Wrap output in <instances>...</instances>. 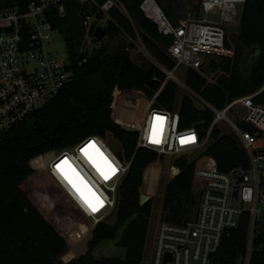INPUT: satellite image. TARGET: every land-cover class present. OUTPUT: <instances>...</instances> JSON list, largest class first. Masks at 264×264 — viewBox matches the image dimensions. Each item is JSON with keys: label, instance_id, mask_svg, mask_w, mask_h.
<instances>
[{"label": "trees", "instance_id": "16d2710c", "mask_svg": "<svg viewBox=\"0 0 264 264\" xmlns=\"http://www.w3.org/2000/svg\"><path fill=\"white\" fill-rule=\"evenodd\" d=\"M29 1L0 0V4L25 7ZM142 1L120 0L107 21L108 41L83 63L85 53L81 46L86 30L81 15L97 13L103 17V13L95 3L65 0L66 15L52 14L54 28L62 32L66 41L73 78L53 101L0 135V264H142L149 217L164 174L165 156L153 149H137L138 133L124 129L122 124L136 108L135 99L144 94L153 96L163 84L157 101L166 108L177 109L179 90V84L167 78L160 66L150 63L144 67L127 50L140 38L158 63L168 70L175 66L167 51L172 37L162 35L157 24L145 16L140 7ZM157 1L173 21L197 9L190 8L194 0ZM228 33V43L234 46L235 56L222 57L225 73L215 82L207 81L203 70H217L221 66L219 58L213 59L200 70L189 68L186 83L220 109L233 99L254 92H258L254 101L264 104V0H246L238 25L228 27ZM249 56H254V60L245 72L244 61ZM177 110L181 127L201 122L209 128L214 119L211 109L196 106L186 94ZM109 134L120 140L121 154L128 160L132 158L131 168L120 187L113 225L97 224L88 242L89 251L76 258L72 243L85 232L88 220L44 170L31 167L30 160L46 151L73 146L90 135ZM212 137L214 142L205 153L216 159L220 170L249 165L239 137L221 135L216 128ZM96 160L101 158L96 156ZM175 163L180 172L166 186L162 218L183 223L194 218L199 193L193 186L194 161L183 155ZM44 202L55 216L64 219L63 223L55 222L52 214L44 212ZM121 228L119 244L126 248L125 256L96 258L92 254L94 247L116 238ZM249 229L250 215L246 212L239 226L225 235L214 256L216 264L236 263L246 251ZM255 244L260 248L254 251L251 264H264V224Z\"/></svg>", "mask_w": 264, "mask_h": 264}, {"label": "built area", "instance_id": "2783aa9c", "mask_svg": "<svg viewBox=\"0 0 264 264\" xmlns=\"http://www.w3.org/2000/svg\"><path fill=\"white\" fill-rule=\"evenodd\" d=\"M64 1L31 0L25 7L0 4V135L14 129L33 112L53 101L73 78L66 47L65 55L50 48L52 33L59 31L52 24V14L66 15ZM245 1L199 0L198 10L173 21L157 0H143L140 7L145 16L157 24L162 35L172 37L167 51L175 60V66L168 70L160 64L167 78L181 82L175 75L178 68L200 70L213 59L234 57L235 48L228 43V27L239 23L240 4ZM79 2L97 4L99 12L104 15H81L86 30L81 46L85 53L83 63L94 52L95 43L101 41L97 40L96 28L93 30L92 25L100 21V26L106 28L110 11L120 4V0ZM132 49L147 51L146 45L137 40L133 47H127V50ZM160 90L153 96L141 95L122 127L136 129L137 149H153L168 156L169 162L179 154L194 161L193 186L198 184L199 205L192 220L183 223L160 221L151 264H216L214 256L225 235L239 226L246 212L250 215L247 247L234 264H251L254 251L260 248L255 239L264 224V104L254 101L258 92L237 97L221 109L202 99L203 107L214 112V119L209 128L202 125L199 130L198 123L189 127L180 126L178 110L166 108L157 101ZM157 116L165 118L162 124L156 120ZM221 120L227 121L239 134L248 155L247 167L240 165L223 171L216 159L205 153L212 132ZM154 134L159 142L154 141ZM182 137H194V140L181 143ZM112 138L110 144L108 135H90L73 146L46 151L30 160L31 167L44 170L95 225L105 222L110 215L108 220L115 218L120 187L132 164V158L128 160L121 154L120 140L113 135ZM90 141L95 142L117 169L108 179L101 175L95 163L82 154L81 149ZM190 151L193 152L191 155ZM49 152L53 153L50 159L47 158ZM64 158L103 201L97 211L93 212L84 203L56 168ZM97 162L103 166L102 159ZM175 165L174 162L173 168L179 170L178 174L180 167Z\"/></svg>", "mask_w": 264, "mask_h": 264}, {"label": "rangeland", "instance_id": "374dc122", "mask_svg": "<svg viewBox=\"0 0 264 264\" xmlns=\"http://www.w3.org/2000/svg\"><path fill=\"white\" fill-rule=\"evenodd\" d=\"M194 3H195L194 6L190 8L196 9L198 6L199 0H194ZM241 8H242V4H240V10ZM237 25L238 23L234 25H229V26L233 27ZM92 26L93 28H97L98 26H100V21L94 22ZM136 40L144 44V42L140 38H137ZM107 41H108V36L106 35L100 42L95 43V50L102 48L106 44ZM65 47H66V41H65V38L62 32L58 30L53 32L50 48L58 50L59 52L65 55L66 54ZM91 48H93V46ZM130 56L136 63L144 67H147L150 63L157 64L158 66H160V63H158V61L153 57V55L150 53L148 48H147V51H144V52H139L135 49L134 50L132 49L130 50ZM217 60H218V63L221 65L217 70H207V69L203 70V75L205 76L208 82H215L220 75L225 73V70L223 69L225 58H219ZM253 60H254V56H249V59H245L244 66H243V69L245 72L249 70L250 64ZM175 75L181 81V82H178L173 78L179 84L178 97L176 101L177 109L180 106L182 96L185 94L189 95L193 99L196 106L200 108L205 106L204 102L202 101L203 98L199 95V93L186 83L185 69L182 67L178 68L175 72ZM138 102H139V98L135 99L134 101L135 106L138 104ZM216 129L220 131L221 135L235 134L237 137H239V134L235 131V129H233V127L229 125V123L225 120L219 121L217 123ZM213 142H214V139L213 137H211V139L209 140V145H211ZM176 159L177 158H174L172 162H169L170 158L168 156H165L164 174L162 176L160 188L155 194L152 212L149 217V227L147 230L144 258L142 260V264H151L157 227L160 221L163 220L162 212H163L164 200H165V195H166V186L169 183V181H171L175 177V175H177L176 172L179 171L176 167L173 168L174 167L173 163L176 161ZM31 181H32L31 183L35 182V179L32 178ZM43 181L45 182L46 180H43ZM68 184L72 187V185L69 182ZM197 185L198 184L196 183L194 187L195 191H196ZM56 191L57 190H54V192ZM57 195H59V193H57ZM43 207H44V212H46L47 214H52V216H54L53 220L55 222L63 223L64 219L63 218L59 219L58 216H55V214L52 212V209L45 202H44ZM86 218L88 220V226L85 232L72 243V248L84 235H86L88 232H91V231L93 232L96 226L92 220H90L88 217ZM114 220L115 218H112L111 220L107 219L105 222H107L110 225H113ZM122 230H123L122 228L119 230L118 236L116 238L104 240L101 243H99L97 246H95L94 249L92 250V254L96 258H101L104 256L124 257L126 254V248L119 244ZM88 251H89V246H87L85 253Z\"/></svg>", "mask_w": 264, "mask_h": 264}, {"label": "snow or ice", "instance_id": "6c2138e0", "mask_svg": "<svg viewBox=\"0 0 264 264\" xmlns=\"http://www.w3.org/2000/svg\"><path fill=\"white\" fill-rule=\"evenodd\" d=\"M164 117L157 116L156 120L160 121L161 124L164 121ZM155 142H159L155 134L153 136ZM188 139H193L194 137H182L181 143H184ZM81 151L93 160L96 164L101 175L105 179H108L111 175H114L117 171L116 167L100 152L99 148L96 146L95 142H89ZM96 156H99L103 160V166L97 162ZM56 168L64 176V178L72 185V187L77 191L82 200L88 207L91 208L93 212L97 211L98 207L103 205L101 198L92 190L91 187L83 180L79 175L73 165L69 162L67 158H64L60 163L56 165Z\"/></svg>", "mask_w": 264, "mask_h": 264}, {"label": "water", "instance_id": "95a60500", "mask_svg": "<svg viewBox=\"0 0 264 264\" xmlns=\"http://www.w3.org/2000/svg\"><path fill=\"white\" fill-rule=\"evenodd\" d=\"M199 5V4H198ZM107 35V29L105 27H102V26H98L95 30V36L97 38V40H102L105 36ZM159 103L157 102V105ZM202 123L199 122L197 124V127L199 130L202 129ZM126 130H129V131H134L136 132V129L133 128V127H130V126H127L125 127ZM110 137V144H112V141H113V138H112V135L109 134L108 135ZM120 152V151H119ZM193 152L190 151L189 154L191 155ZM53 153L52 152H49V154L47 155V158L50 159L52 157ZM184 154H179L177 156V158L183 156ZM111 215L107 218V219H110ZM93 237V232H88L86 235H84L73 247V252H74V255L76 258H79L81 255L85 254V250L88 246V242L90 239H92Z\"/></svg>", "mask_w": 264, "mask_h": 264}, {"label": "crops", "instance_id": "0c3cea01", "mask_svg": "<svg viewBox=\"0 0 264 264\" xmlns=\"http://www.w3.org/2000/svg\"><path fill=\"white\" fill-rule=\"evenodd\" d=\"M89 4H93V3H89ZM197 10H198V7H197Z\"/></svg>", "mask_w": 264, "mask_h": 264}]
</instances>
